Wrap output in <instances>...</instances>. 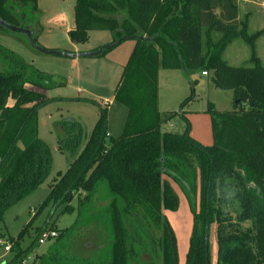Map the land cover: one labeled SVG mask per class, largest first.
<instances>
[{
	"label": "trees",
	"instance_id": "obj_1",
	"mask_svg": "<svg viewBox=\"0 0 264 264\" xmlns=\"http://www.w3.org/2000/svg\"><path fill=\"white\" fill-rule=\"evenodd\" d=\"M37 13V0H0V35L24 33L37 48L31 29ZM238 16V0H76L70 41L85 45L90 32L112 36L101 53L85 56L102 58L124 41L135 42L115 98L128 116L116 138L108 136L105 109L89 137L73 119L55 124L67 170L40 210L51 214L42 233L58 235L39 263L29 257L42 233L26 251L11 242L7 264H178L166 216L180 207L174 186L193 216L185 264H207V250L212 264L214 241V264H264V67L255 47L264 29L250 34L248 17ZM213 34L220 35L216 43ZM237 40L250 48L252 67L223 60ZM160 70H182L192 86L198 82L191 76L207 73L217 90L232 92L234 110L210 107L212 145L192 138L188 123L183 134L162 132ZM56 86L0 45V223L50 175L51 152L38 138L37 117L48 100L29 87ZM59 209L76 213L71 227L50 225Z\"/></svg>",
	"mask_w": 264,
	"mask_h": 264
},
{
	"label": "rangeland",
	"instance_id": "obj_2",
	"mask_svg": "<svg viewBox=\"0 0 264 264\" xmlns=\"http://www.w3.org/2000/svg\"><path fill=\"white\" fill-rule=\"evenodd\" d=\"M258 1L264 0H254L252 7L241 4V20L249 13L250 34L264 29V8ZM75 4L76 0H37L39 13L31 26L37 39V48L31 46L24 33L0 35L2 47L22 58L40 73L51 76L57 85L54 89L34 88L48 100L38 111L37 117L38 138L51 152L50 175L37 190L7 210L0 223L2 241L8 245H11V242H18L22 251H26L42 233L51 214L50 209L40 208L49 196L55 180L67 170V158L60 149L55 124L73 119L85 127L86 135L89 137L100 118V110L105 109L108 117V136L116 138L121 135L128 116V110L117 103L115 98L135 42L124 41L102 58L85 56L92 55L100 51L101 47L111 44L112 36L109 32H90L87 44L74 45L70 41L69 31L75 24ZM212 37L213 43L220 39L216 35ZM202 43V55L205 56L208 53L205 34ZM255 47L259 62L264 67V35L259 38ZM42 49L49 52H42ZM250 56V48L242 40H237L236 46L230 47L226 56L222 58L230 66L250 68L252 67ZM207 76L202 80L203 86L199 84L192 86L182 70L159 71L157 110L166 120L162 125V132L183 134L188 123L192 138L201 144L209 142V133H212V130L208 129V121L211 120L210 107L219 113L230 112L234 110V100L232 92L217 90L211 81V75ZM174 188L180 196V189L177 186ZM77 204L75 201L73 206L76 208ZM182 207L188 209L189 205L186 203ZM61 210L59 209L49 221L50 225L56 223L55 229L58 230L71 227L76 219V213L60 215ZM174 221L171 216L169 222L177 239L178 264H184L185 257L182 251L186 247L189 249L187 236L186 232H181L178 226L174 225ZM215 231L216 227L213 236ZM53 242L52 239L47 240L38 248L35 255L29 257L30 261L33 262L36 258L35 261L39 263L51 250ZM216 253L214 241L212 264L217 260ZM13 257V251L6 253L4 247H0V264L9 263Z\"/></svg>",
	"mask_w": 264,
	"mask_h": 264
},
{
	"label": "crops",
	"instance_id": "obj_3",
	"mask_svg": "<svg viewBox=\"0 0 264 264\" xmlns=\"http://www.w3.org/2000/svg\"><path fill=\"white\" fill-rule=\"evenodd\" d=\"M259 2V1H258ZM259 3H261L262 5V8H264V1H261V2H259ZM241 4H244L245 6H250V7H252L253 5H254V0H238V9H239V16H238V20L239 21H242L241 20V16H240V13H241ZM249 14V13H248ZM246 15L244 18H246V17H248V21H249V15ZM244 20V19H243ZM74 27H75V24H74ZM74 29V28H73ZM73 29H71V30H73ZM70 30V31H71ZM69 31V32H70ZM213 35H216L217 37H219L220 38V35H217V34H213ZM212 35V36H213ZM213 38V37H212ZM236 44H237V41H235V42H233L231 45H229L227 48H226V50L224 51V53H223V57H225L226 56V54H227V50L230 48V47H235L236 46ZM72 58H74V56H71ZM225 59V58H224ZM231 59V58H230ZM226 61V60H225ZM227 62V61H226ZM199 76H200V78H201V80H203V78H206V77H208V76H206V77H204V76H202V74H199ZM200 86H203L204 85V82L203 81H201V82H199L198 83ZM29 89H32V90H34V88H32V87H29ZM208 129L209 130H212V126H211V120H209L208 121ZM209 142H207V143H205V144H203V145H205V146H209L210 145V143H212L213 142V137H212V133H209ZM198 141V140H197ZM211 141V142H210ZM213 144V143H212ZM176 190V189H175ZM177 191V190H176ZM177 194H178V196H179V192L177 191ZM183 193L181 192V195L179 196V199H180V207H179V210L177 211V212H175V213H173V212H166V216H167V218H168V220L170 221V217L172 216L173 217V219L175 220L174 221V225L175 226H178V229L181 231V232H186V236H187V240H186V242L188 243V245H189V241H190V236H191V232H192V228H193V216H192V214H191V211H190V208L188 207V209L186 208V207H182V206H185L186 205V203H187V205H188V202H187V200H186V198H185V196L183 195ZM182 200H183V203H182ZM172 223V222H171ZM172 225V224H171ZM0 240L2 241V239L0 238ZM4 243H6V242H4ZM7 244V243H6ZM2 245H0V247H1ZM4 247V246H3ZM4 251H5V248H4ZM12 252V251H11ZM11 252H9V253H11ZM182 253L184 254V257H185V261H186V255H187V253H188V250H187V247L186 248H184L183 249V251H182ZM184 264H185V262H184Z\"/></svg>",
	"mask_w": 264,
	"mask_h": 264
},
{
	"label": "built area",
	"instance_id": "obj_4",
	"mask_svg": "<svg viewBox=\"0 0 264 264\" xmlns=\"http://www.w3.org/2000/svg\"><path fill=\"white\" fill-rule=\"evenodd\" d=\"M202 76L206 77L207 73H203ZM46 233L41 235V237L39 239V242H38L39 246L44 245L47 240H50V239L54 240L57 237V235H58V233H56L55 231L46 232ZM0 245L4 246L6 253L11 252V245H8V244L4 243L1 240H0Z\"/></svg>",
	"mask_w": 264,
	"mask_h": 264
},
{
	"label": "water",
	"instance_id": "obj_5",
	"mask_svg": "<svg viewBox=\"0 0 264 264\" xmlns=\"http://www.w3.org/2000/svg\"><path fill=\"white\" fill-rule=\"evenodd\" d=\"M114 46V45H113ZM42 51V50H41ZM102 50L99 51V53H101ZM191 81L194 83V82H201V78L199 76V74H195L193 76H191ZM208 257H209V254H208V250H207V264H209V261H208Z\"/></svg>",
	"mask_w": 264,
	"mask_h": 264
}]
</instances>
